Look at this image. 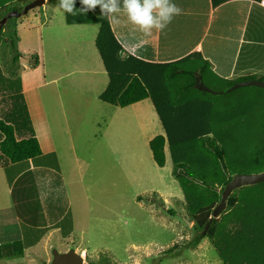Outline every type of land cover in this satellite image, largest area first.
Returning a JSON list of instances; mask_svg holds the SVG:
<instances>
[{"label": "rangeland", "instance_id": "rangeland-1", "mask_svg": "<svg viewBox=\"0 0 264 264\" xmlns=\"http://www.w3.org/2000/svg\"><path fill=\"white\" fill-rule=\"evenodd\" d=\"M32 1L0 0V119L6 120L19 104L23 113L28 112V123L19 125L17 139L46 126L45 135L55 153L48 161L59 164L66 183L73 233L63 239L57 230L51 231L48 240L44 238L37 247L27 249L21 258H3L6 260L0 264H49L52 249L59 253L73 249L83 264H264V182L236 191L232 209L225 207L217 217L210 216L217 222L213 239L204 237L190 249L186 245L197 232L189 213L199 218L198 211L213 201L210 191L172 175L177 160L191 166L189 174L196 173L197 177L200 171L215 179H226L232 171L263 173L264 90L235 87L249 80L232 79L219 85L204 79L211 92L233 88L227 94L200 95L198 99L212 109L216 120L207 129L208 136L215 134L217 142L226 147L227 170H221L219 162L205 151L200 158L198 155L186 161L182 154H190L187 152L198 149L200 143L193 135L184 138V130L168 134L162 125L165 121L174 123L183 115L176 112L178 103L168 107L171 113L165 121L158 117L150 99L123 109L105 103L100 96L110 82L95 46L99 28L94 24L68 25L60 0H44L26 15L7 18L12 13L22 14ZM15 55L19 58L13 63ZM38 66L40 69L31 71ZM25 74H30V79ZM252 75L247 77L251 82L264 83L262 74ZM26 84L32 91L23 97ZM30 96H38L39 105L34 106ZM14 99L18 101L14 103ZM195 118L196 127L204 126L205 119ZM185 127L195 132L193 122ZM158 135L166 139L163 168L155 165L148 148V142ZM171 138L179 139L171 142ZM260 151L263 156L255 164ZM24 167H5L8 185L9 177ZM214 186L219 195L220 185ZM138 197L143 199L138 201ZM59 207L61 211L66 207L64 201ZM35 210H39L38 202ZM27 219V214L26 219L20 214V224L33 227L43 223L40 213Z\"/></svg>", "mask_w": 264, "mask_h": 264}, {"label": "crops", "instance_id": "crops-1", "mask_svg": "<svg viewBox=\"0 0 264 264\" xmlns=\"http://www.w3.org/2000/svg\"><path fill=\"white\" fill-rule=\"evenodd\" d=\"M171 2L181 8L180 15L174 16L166 29L163 31L153 29L149 36H145L137 26L131 24L123 13L118 15L119 23L113 24L107 17L111 34L125 57L134 58L148 65L181 64L185 70H192L195 79L201 80L202 83L207 78L219 85L232 79L251 81L247 77L257 72L262 74L264 79V0H171ZM94 25L99 28L97 24ZM37 69H40L39 66L31 71L35 72ZM94 70L99 71L97 68ZM29 75L24 76L30 79ZM24 91L21 95L27 96L32 88L26 84ZM30 101L34 106H37V103L39 105L38 96L36 98L30 96ZM36 108L32 110L36 111ZM26 114L28 115V112ZM32 129L35 127L32 126ZM45 134L48 135L46 126L36 129L33 133L40 146V157L19 163L25 165L19 173L28 171L31 173L34 195L19 194L15 204L10 197L11 188L4 177V168L9 166V162L0 155L2 191H0V260L21 258L19 252L13 253L12 257H6V252L9 251L4 250L21 239L20 214H23L25 219L27 214V220H32L34 213H40L43 223L33 224L34 228L50 227L67 213L69 198L64 192L66 183L63 182L60 171L54 170L55 165L59 164L48 161L55 153L50 138ZM21 136L17 140L28 138L25 134ZM41 142L45 143L44 149ZM42 158L44 161L40 160ZM34 161L39 162L35 164ZM36 201L39 205L37 211ZM61 201L66 204L62 211L59 207ZM20 211L22 213H19ZM50 232L46 233L41 241L44 238L48 240ZM27 251L24 250L22 256Z\"/></svg>", "mask_w": 264, "mask_h": 264}, {"label": "trees", "instance_id": "trees-1", "mask_svg": "<svg viewBox=\"0 0 264 264\" xmlns=\"http://www.w3.org/2000/svg\"><path fill=\"white\" fill-rule=\"evenodd\" d=\"M74 8L77 10L83 9L84 5L80 3V0H75ZM13 9L16 10L15 7ZM91 11H93L94 14H92ZM64 14L68 25L97 24L99 26L95 46L97 47L110 82L106 91L100 96L101 100L107 104L123 109L146 99H150L153 107L158 112V117L163 118L164 121L166 115L171 113L168 109L171 106L175 107L173 103L176 101L178 103V106L176 105V112L182 113L183 115L180 116L178 121H175L174 123H169L167 121L163 122V128H165L168 134L171 130H174L175 134L183 133L184 130V138L193 135L195 136L193 139H196V141L200 143L198 149L194 150L191 148L187 152H190V154L184 155L183 153L181 156L182 159L186 161H188V159L195 160L198 158V155L200 158L202 153L205 151L209 153V157L211 159L219 162L221 170H227L225 166V158L228 154H226L224 149L226 147L217 142L215 134H213L212 138L208 136L209 131H207V129L210 128L212 120L215 119L210 112L212 109L208 104L205 105L199 102L198 99H201L200 95L227 94L230 93L233 88L228 91H213V93L200 92L194 86L196 80L195 73L191 72L192 70H185L181 64L148 65L131 57H122V49L112 36L107 17L102 16L99 6H96L94 9L88 10L84 13L78 12L77 15L66 12H64ZM76 17L77 19H75ZM1 33L2 28L0 27V36ZM10 46H13L12 42ZM18 58L19 56L15 55L12 59L13 63H15ZM34 64H38L36 59ZM197 96H199V98ZM15 99L14 103L21 100V95H19L18 100ZM172 110L175 112V109ZM11 113L13 114H11V116L7 115L8 117L6 120L0 119V134L2 135L0 141V155L9 162L10 168L19 163L35 159L41 155L40 146L37 139L34 137L33 132L27 139L23 138L17 140L16 138L17 134L21 132V126L19 125L25 122L28 123L26 118L27 114L23 113V107L17 104L16 107H13ZM199 116L205 119L204 126L196 127L194 125V120L196 119L195 117L199 118ZM167 117L169 116L167 115ZM190 122H193L195 132H191L192 130L190 131L187 127H185V124L188 123L189 126ZM175 129L179 130L175 132ZM178 135L182 136V134ZM178 139L179 138H171L169 141L176 142ZM165 143L166 139L161 135L155 136L148 142V148L151 153L152 161L158 168H163L165 166ZM261 152L262 151L258 152L256 158H254V160L256 159L255 164L260 162V159L263 156L260 154ZM174 163L172 175L174 174L173 176H175L176 179L179 180L180 178H183V182L188 180L193 182L192 185L201 186L202 188L210 191L209 195L212 198L211 201H213L209 207L198 211L197 214H199V218H196V215H193V212L189 213L195 222L194 230L197 234L189 242V244L186 245V247L195 249L204 237L213 239L217 229V222L213 218H210V216L213 213L214 208L219 205L223 190L232 180V177L244 173L240 171H236V173H234L232 171V174H234H231L230 177L227 176L226 179H224L223 176H219V179H215L211 178V175L206 174V171H200V173H198L200 177H197L196 173H194L196 176L189 174L188 171H190L189 167L191 166H188L185 161L177 160ZM4 170L6 171L7 168ZM54 170L58 172L59 169L57 165H55ZM204 177L210 181H207ZM8 182L11 188V199L14 204L19 194H25L26 196L34 191L30 172H21L15 177H9ZM215 184H218L221 187L219 195L215 192ZM239 189L234 190L227 198L226 209H232L234 207L236 201L234 193H236ZM137 199L138 201H141L143 198L138 197ZM200 214L203 215L201 218ZM54 230L59 231L63 239H67L71 236L73 233V221L70 212H67L60 221L50 227L33 228L22 224L21 239L14 242L8 248H4V250L9 251V253L6 252V257H12V254L15 252H19V256H22L24 250L35 247L46 233Z\"/></svg>", "mask_w": 264, "mask_h": 264}, {"label": "clouds", "instance_id": "clouds-1", "mask_svg": "<svg viewBox=\"0 0 264 264\" xmlns=\"http://www.w3.org/2000/svg\"><path fill=\"white\" fill-rule=\"evenodd\" d=\"M74 3L75 0H60L59 7L77 15L99 6L102 16L108 17L113 24L119 23L118 15L123 13L145 36L151 35L153 29L163 31L173 17L181 13V8L171 0H80L84 8L79 10L74 8Z\"/></svg>", "mask_w": 264, "mask_h": 264}, {"label": "water", "instance_id": "water-1", "mask_svg": "<svg viewBox=\"0 0 264 264\" xmlns=\"http://www.w3.org/2000/svg\"><path fill=\"white\" fill-rule=\"evenodd\" d=\"M44 3V0H34L31 3L27 4L24 7L23 13H12L7 18H18L21 15H26L29 11L40 7ZM6 20V19H5ZM1 24H3L5 22ZM246 86H254L261 89H264V83L263 82H257V81H249L241 83L235 87H246ZM195 88L199 90L200 92L205 93H213L210 90H208L203 83L197 79L195 81ZM264 182V172L260 174H253V175H246V174H239L232 178V180L225 186L222 197L220 200L219 205L213 210V217H217L218 214H220L221 211H223L226 207V201L227 198L230 196V194L241 187L249 186V185H256L259 183ZM49 264H83V258L76 254L73 249H70L69 251L65 253H59L56 249L51 250V261Z\"/></svg>", "mask_w": 264, "mask_h": 264}]
</instances>
